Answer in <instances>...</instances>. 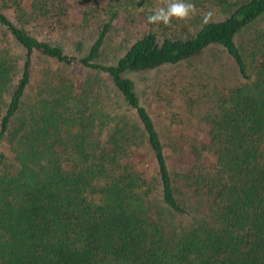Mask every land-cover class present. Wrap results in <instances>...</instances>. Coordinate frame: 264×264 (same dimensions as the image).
I'll return each instance as SVG.
<instances>
[{"label": "trees", "instance_id": "trees-1", "mask_svg": "<svg viewBox=\"0 0 264 264\" xmlns=\"http://www.w3.org/2000/svg\"><path fill=\"white\" fill-rule=\"evenodd\" d=\"M191 2L165 26L161 0H0V264H264V0ZM70 25L79 55L36 36ZM182 61L165 123L128 74Z\"/></svg>", "mask_w": 264, "mask_h": 264}, {"label": "rangeland", "instance_id": "rangeland-1", "mask_svg": "<svg viewBox=\"0 0 264 264\" xmlns=\"http://www.w3.org/2000/svg\"><path fill=\"white\" fill-rule=\"evenodd\" d=\"M64 22L68 24L71 23V17H67ZM124 23L120 24L121 28H118L113 40L115 42L123 40L121 43L126 45V43L132 39L134 32L138 34L141 30L137 29L138 25L136 23ZM36 36L39 39L59 44L65 52L75 55H79L83 51V48L89 44L88 40L89 37H91L89 31H79L71 25L69 29H53L51 32H41ZM206 52L200 58L195 59L193 64L200 65L206 63L209 60L206 56ZM191 65L189 66L188 62L182 61L179 64L165 65L155 70L150 69L146 72L130 73L128 76L135 83L136 92L139 95L140 102L147 106L149 110L154 109V112H158L159 115L165 118V123H168L171 119H175V116L179 114L182 109L181 96H179L181 95V90L179 91V87L181 82L184 83L186 87L185 82L188 81V77L191 73ZM44 67L51 69L50 72L61 68L51 61L44 62L41 58L34 59L32 66V83L30 85L33 91L36 90L35 86L40 76V70ZM73 72L77 74L81 73L79 72V69H75ZM213 74L215 75L217 81H221L223 83H227L230 79V71L227 66L226 68L220 67V70L217 68V72L214 70ZM156 87L160 90V92H162V95H160L159 98V105L162 106V108H157L155 101L150 99V88ZM163 91H165V93H163ZM164 102L165 106L162 105ZM150 112L152 114L154 113L152 110H150ZM171 127L173 129L175 124H172Z\"/></svg>", "mask_w": 264, "mask_h": 264}, {"label": "clouds", "instance_id": "clouds-1", "mask_svg": "<svg viewBox=\"0 0 264 264\" xmlns=\"http://www.w3.org/2000/svg\"><path fill=\"white\" fill-rule=\"evenodd\" d=\"M161 2L163 6L157 7L147 17L148 24L171 26L173 19L187 22L198 14V9L191 0H161ZM211 15L208 13L204 16L203 23H208Z\"/></svg>", "mask_w": 264, "mask_h": 264}]
</instances>
